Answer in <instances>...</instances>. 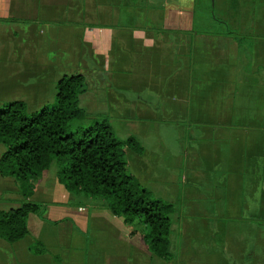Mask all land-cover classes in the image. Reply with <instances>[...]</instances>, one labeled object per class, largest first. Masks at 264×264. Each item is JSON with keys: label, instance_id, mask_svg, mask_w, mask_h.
I'll use <instances>...</instances> for the list:
<instances>
[{"label": "crops", "instance_id": "1", "mask_svg": "<svg viewBox=\"0 0 264 264\" xmlns=\"http://www.w3.org/2000/svg\"><path fill=\"white\" fill-rule=\"evenodd\" d=\"M78 74L81 107L141 143L129 170L174 204L171 257L72 196L53 164L29 198L42 215L0 238V264H264V0H0V107L36 112ZM7 82L22 90L8 101ZM23 201L0 175V211Z\"/></svg>", "mask_w": 264, "mask_h": 264}, {"label": "trees", "instance_id": "2", "mask_svg": "<svg viewBox=\"0 0 264 264\" xmlns=\"http://www.w3.org/2000/svg\"><path fill=\"white\" fill-rule=\"evenodd\" d=\"M224 29L238 39L226 25ZM87 89L83 75L65 76L56 84L54 102L36 112L20 101L0 107V144L5 148L0 175L13 178L24 199L19 208L0 211V238L16 243L29 235V215L44 211L42 204L29 201L30 195L56 164L57 178L72 196L142 226L153 254L170 258L174 204L156 198L129 170L127 150L141 154V143L135 137L121 140L107 116L90 115L81 107Z\"/></svg>", "mask_w": 264, "mask_h": 264}, {"label": "rangeland", "instance_id": "3", "mask_svg": "<svg viewBox=\"0 0 264 264\" xmlns=\"http://www.w3.org/2000/svg\"><path fill=\"white\" fill-rule=\"evenodd\" d=\"M223 28V27H222ZM221 28V29H222ZM228 30H229V28H227ZM8 73V72H7ZM10 87V84L7 82L6 83V85H5V90L3 91L4 93L2 94L3 96H2V99H6V101H8V99L9 100H11L12 98V95L14 94V96L15 97H18L16 94L19 92V91H22L21 89L18 91V92H14L13 90H9L8 88ZM55 94H56V90L55 89H53V95L49 98V99H51L50 101H49V103L50 104H52L53 102H54V98H55ZM23 96V95H22ZM4 97V98H3ZM17 100H18V98H16ZM33 106H36V105H32V107L31 108H33ZM33 111H35V110H33ZM106 116V115H105ZM108 119H109V122H110V118L108 117ZM110 124H111V122H110ZM111 126H112V124H111ZM112 128H113V126H112ZM113 130H114V132L116 133V135L120 138L122 135H123V133L124 132H120V134H118V132L113 128ZM121 135V136H120ZM125 135V134H124ZM121 139V138H120ZM124 141V140H123ZM3 148V147H2ZM127 158H128V154H127ZM53 168L54 169H52L51 171H50V176L52 177V179L53 178H56V170H57V165L55 164V165H53ZM144 187V186H143ZM9 188H13V185L12 184H9ZM147 189V188H146ZM149 190V189H148ZM149 191H151L152 192V194L156 197V198H159L157 195H156V193L155 192H153L151 189L149 190ZM159 199H162V198H159ZM163 200V199H162ZM237 225V227H235V228H241V224L239 225V224H236ZM234 227V224L233 223H230V229H232ZM261 237V236H260ZM259 237V238H260ZM259 243H260V241H259ZM260 248L261 249H264V244H260Z\"/></svg>", "mask_w": 264, "mask_h": 264}]
</instances>
